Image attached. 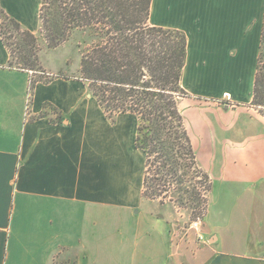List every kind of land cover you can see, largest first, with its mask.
I'll return each mask as SVG.
<instances>
[{
  "label": "crops",
  "instance_id": "0c3cea01",
  "mask_svg": "<svg viewBox=\"0 0 264 264\" xmlns=\"http://www.w3.org/2000/svg\"><path fill=\"white\" fill-rule=\"evenodd\" d=\"M0 5L33 34L40 30L41 0ZM149 23L186 34L182 85L198 102L189 110L215 117L207 119L210 140L230 133L234 161L264 142V116L251 104L264 0H152ZM10 58L0 35V264H174L168 218L137 210L145 169L121 120H109L74 77L39 81L25 119L30 75ZM247 125L250 143L235 144ZM228 156L201 226L207 245L179 252L187 264H264V168L250 166L261 174L251 183L233 181ZM110 212L120 224L114 231Z\"/></svg>",
  "mask_w": 264,
  "mask_h": 264
},
{
  "label": "trees",
  "instance_id": "16d2710c",
  "mask_svg": "<svg viewBox=\"0 0 264 264\" xmlns=\"http://www.w3.org/2000/svg\"><path fill=\"white\" fill-rule=\"evenodd\" d=\"M151 3L41 0L40 33L51 50L77 41L81 59L74 78L88 86L109 120L123 114L137 118L135 147L145 155L143 199H161L162 206L169 199L188 209L193 220L203 219L213 182L199 162L183 109L190 97L182 85L188 38L183 31L150 25ZM0 18L10 67L42 70L36 34L1 5ZM251 104L264 116V33Z\"/></svg>",
  "mask_w": 264,
  "mask_h": 264
},
{
  "label": "rangeland",
  "instance_id": "374dc122",
  "mask_svg": "<svg viewBox=\"0 0 264 264\" xmlns=\"http://www.w3.org/2000/svg\"><path fill=\"white\" fill-rule=\"evenodd\" d=\"M36 16L34 18H30V25H34L36 23ZM36 36L38 37V43L40 48V64L42 67V70H39L40 72H47L50 73L51 76L54 78H59L60 75L63 76H69L74 77L79 74L80 69V51L77 47V41L75 39L70 40L68 43H65L64 45L60 46L57 49H48L46 46L45 41L43 40V37L41 36L40 30L34 31ZM10 34L12 37L11 41H17L15 38L16 33L13 30H10ZM37 71V70H34ZM35 80L40 81H47L46 79H49L52 81L53 79L42 75L40 73H36ZM198 105V102L196 99L189 98L186 102L183 104V109L185 112V115L187 113V124L188 128L190 130L192 140L199 158V161L203 168L209 173V175L212 178V191H211V200L209 201V206L212 205V196L213 191H215L216 194L220 192L222 189L223 182L221 180L222 174L220 172L219 168V162L225 159V155L228 153V159L230 160V169H229V176L230 178L243 180L244 182L251 183V177L258 176L261 174H249L248 170L252 167H263L264 168V142L261 144H254L251 149L248 152V147L245 149H242V154H239V158H237V161H234L232 153L235 148H232L231 144H227V139L230 136V133L226 134L225 142L222 139V134H217V137L211 141L210 140V132L208 130L207 126V119L212 118V123H216V119L213 115L210 113L202 112L200 110L191 109V107ZM189 110V111H188ZM188 111V112H186ZM121 120L120 124L124 127L126 136L128 135V139L131 141L134 140L131 143V146L134 145L135 149V137H136V129L138 125L137 118L135 116H132L130 114H123L118 115L114 118L113 122H117V120ZM228 119V118H227ZM246 119V118H245ZM134 123V126L129 127ZM125 125V126H124ZM246 131L245 137L243 136L241 139L239 138L237 142V145H247L250 143V129L248 128V125L244 127ZM262 129L258 130V133L260 135V132ZM257 133V132H256ZM264 133V131H263ZM264 136V134H263ZM254 137V136H253ZM129 141V142H130ZM226 143V144H225ZM234 146V145H233ZM251 146V145H250ZM132 149V147H131ZM241 150V149H240ZM141 163H142V169H145V155L142 151H139ZM129 158L131 159L132 154L128 152ZM226 160V159H225ZM224 160V161H225ZM136 168L134 165H132L131 162V169H134L136 174H138L139 171H136L139 169V166L137 165V161L135 159ZM260 171V168H259ZM264 171V169H263ZM260 173V172H259ZM248 178V179H247ZM139 183V180H138ZM221 193V192H220ZM160 200L157 201H147L144 200L141 204V208H138V212L141 211L142 213H152L159 216H165L170 221V227H171V239H172V250L175 256V263L174 264H187L185 256L182 257L180 253H186L187 251L193 252L197 247H200L201 243L199 242L197 238V233L195 230L191 229V223L194 221L190 216V211L185 208H180L179 206H176L174 203L169 202V199H163V202H166L165 205H161ZM210 209V207H209ZM114 215L110 212V218L108 227L110 231H114V229H117L120 224H116L117 220L115 219ZM204 219V218H203ZM203 219H201V222L203 223ZM202 227H200V232H202ZM205 237V244L207 243L209 236L206 235ZM207 245V244H206ZM180 252V253H179ZM188 261V260H187Z\"/></svg>",
  "mask_w": 264,
  "mask_h": 264
},
{
  "label": "built area",
  "instance_id": "2783aa9c",
  "mask_svg": "<svg viewBox=\"0 0 264 264\" xmlns=\"http://www.w3.org/2000/svg\"><path fill=\"white\" fill-rule=\"evenodd\" d=\"M27 71L30 75V80H29V90H28V94H27V98H26V105H25V112H24V118L25 119L29 118L30 113H31L32 102H33V93H34V84L36 83L35 81H37L34 79L35 74L40 73V74L45 75L51 79L53 78V76H51V74L47 73V72H40V71H34V70H27ZM230 100H231V96L228 95V96H226V99L220 100L219 102L223 103L225 101H230ZM201 226H202L201 219L194 220L191 223V229L196 231L197 238H198L199 242L205 243V237H204L203 233L200 232Z\"/></svg>",
  "mask_w": 264,
  "mask_h": 264
}]
</instances>
